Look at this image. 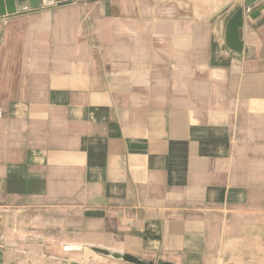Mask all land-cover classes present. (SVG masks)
Here are the masks:
<instances>
[{
    "label": "crops",
    "instance_id": "1",
    "mask_svg": "<svg viewBox=\"0 0 264 264\" xmlns=\"http://www.w3.org/2000/svg\"><path fill=\"white\" fill-rule=\"evenodd\" d=\"M0 110V264H264V0L0 17Z\"/></svg>",
    "mask_w": 264,
    "mask_h": 264
},
{
    "label": "water",
    "instance_id": "2",
    "mask_svg": "<svg viewBox=\"0 0 264 264\" xmlns=\"http://www.w3.org/2000/svg\"><path fill=\"white\" fill-rule=\"evenodd\" d=\"M68 0H0V17L14 14L18 11H26L29 9H37L40 7H49L58 2H66ZM257 0H245L246 5H252ZM243 26V8H238L230 17L226 26V41L228 46L236 53H240L243 44L239 37V29ZM92 249L104 256L113 259L122 260L131 264H154L141 257L128 253L116 252L105 248L92 247ZM171 264V263H162Z\"/></svg>",
    "mask_w": 264,
    "mask_h": 264
},
{
    "label": "built area",
    "instance_id": "3",
    "mask_svg": "<svg viewBox=\"0 0 264 264\" xmlns=\"http://www.w3.org/2000/svg\"><path fill=\"white\" fill-rule=\"evenodd\" d=\"M68 1L74 2V1H78V0H68ZM2 116H3V112L0 110V118H2Z\"/></svg>",
    "mask_w": 264,
    "mask_h": 264
}]
</instances>
